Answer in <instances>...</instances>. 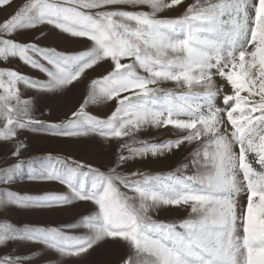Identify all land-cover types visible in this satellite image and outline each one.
Returning a JSON list of instances; mask_svg holds the SVG:
<instances>
[{
  "label": "snow or ice",
  "instance_id": "1",
  "mask_svg": "<svg viewBox=\"0 0 264 264\" xmlns=\"http://www.w3.org/2000/svg\"><path fill=\"white\" fill-rule=\"evenodd\" d=\"M12 2L0 0V8ZM177 7L183 12L176 18L159 15ZM41 25L90 44L70 53L12 38ZM13 58L47 77L0 68V141L14 142L13 157L26 147L18 139L24 130L96 135L117 148L103 170L51 155L55 163L40 173L22 159L0 168V183L29 166V179L67 188L40 196L2 191L0 207L92 205L78 222L61 227L0 222V246L25 241L80 257L112 244L122 248L116 264H264V0H24L0 21V61ZM103 63L108 68L87 83L82 102L62 120L39 119L23 96L21 85L62 93ZM109 102L114 107L104 118L87 111ZM169 126L173 139L137 136ZM185 145L192 146L187 163L165 177L122 171L130 159ZM161 206L183 207L188 216L154 220L150 212ZM30 259L10 253L0 264Z\"/></svg>",
  "mask_w": 264,
  "mask_h": 264
},
{
  "label": "rangeland",
  "instance_id": "2",
  "mask_svg": "<svg viewBox=\"0 0 264 264\" xmlns=\"http://www.w3.org/2000/svg\"><path fill=\"white\" fill-rule=\"evenodd\" d=\"M24 0H13L11 6L0 8V21L6 19L16 7ZM192 0H186L191 3ZM146 10V9H145ZM183 12V8L177 7L159 15L164 18H176ZM43 32L45 35L36 39ZM13 39L19 42L35 41L42 47L55 48L61 52H79L85 50L90 42L83 38H73L50 25H41L35 29L19 31ZM0 68L17 70L34 79L45 80L47 77L36 69H33L18 58L10 59L8 62L0 61ZM108 68L107 63H103L92 70H88L84 79L70 86L62 93L39 92L34 89H25L21 85L23 96L31 98L33 102V112L41 120L59 121L69 115L71 111L78 107L86 94V85L93 79L103 74ZM219 79V78H217ZM165 88L174 89L172 82H165ZM114 105L108 104L89 105L87 111L91 115L101 118L106 117L112 111ZM140 140L161 142L175 137V132L171 126L167 128H145L137 134ZM18 139L26 147L21 149L20 156L11 155L14 142L0 141V168L6 167L16 162L17 159L31 161V169L40 173L55 161H49L48 156L71 157L76 161H82L102 170L111 166L114 153L117 148L115 141H105L96 135L86 137H62L53 136L43 131L24 130L19 133ZM192 146L185 145L180 149L165 152L163 155H147L143 158L130 159L123 166L125 173L139 171L150 175L167 176L179 168L181 164L187 163V158ZM183 174V170H182ZM187 174H191L189 171ZM29 166L16 174L9 183H0V192L11 191L21 196H40L47 192H66L67 188L55 181L29 179ZM92 208L90 202L79 201L71 206L64 207H18L9 205L0 207V222L7 221L14 226L23 227L25 225L61 227L78 222L79 218L87 214ZM154 220L163 222H178L188 216V211L183 207L161 206L150 212ZM64 231L79 235L83 229L64 228ZM122 252L118 245L102 244L80 257H61L59 254L47 249L45 246L25 241H12L6 246H0V257L7 254L30 256L31 259L26 264H116Z\"/></svg>",
  "mask_w": 264,
  "mask_h": 264
}]
</instances>
